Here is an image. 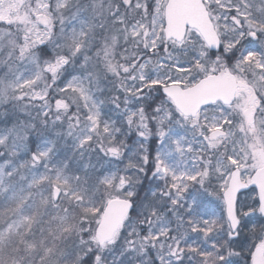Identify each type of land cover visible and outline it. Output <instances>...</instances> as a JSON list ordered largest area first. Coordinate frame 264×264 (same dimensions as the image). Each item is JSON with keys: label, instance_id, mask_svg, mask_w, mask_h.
<instances>
[{"label": "snow or ice", "instance_id": "6c2138e0", "mask_svg": "<svg viewBox=\"0 0 264 264\" xmlns=\"http://www.w3.org/2000/svg\"><path fill=\"white\" fill-rule=\"evenodd\" d=\"M0 264H264V0H0Z\"/></svg>", "mask_w": 264, "mask_h": 264}]
</instances>
